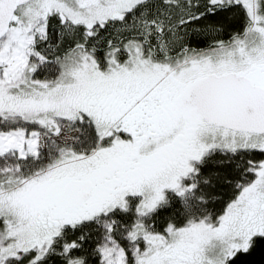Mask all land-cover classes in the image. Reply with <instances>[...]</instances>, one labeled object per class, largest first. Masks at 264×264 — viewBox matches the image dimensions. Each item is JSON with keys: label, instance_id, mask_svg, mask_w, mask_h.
<instances>
[{"label": "snow or ice", "instance_id": "1", "mask_svg": "<svg viewBox=\"0 0 264 264\" xmlns=\"http://www.w3.org/2000/svg\"><path fill=\"white\" fill-rule=\"evenodd\" d=\"M0 264H264V0H0Z\"/></svg>", "mask_w": 264, "mask_h": 264}, {"label": "trees", "instance_id": "2", "mask_svg": "<svg viewBox=\"0 0 264 264\" xmlns=\"http://www.w3.org/2000/svg\"><path fill=\"white\" fill-rule=\"evenodd\" d=\"M232 179H233V184H223L220 187L218 199H216L209 205L211 211H215V212L221 211L222 207L224 206V201H226L233 195L235 191L234 183L236 182L237 174L233 173ZM170 215H174V213L165 212L156 219L155 226L157 227V229L163 230V228L166 227V222ZM260 258H261L260 253L257 252L251 259L253 261L258 262Z\"/></svg>", "mask_w": 264, "mask_h": 264}, {"label": "rangeland", "instance_id": "3", "mask_svg": "<svg viewBox=\"0 0 264 264\" xmlns=\"http://www.w3.org/2000/svg\"><path fill=\"white\" fill-rule=\"evenodd\" d=\"M259 158V157H258Z\"/></svg>", "mask_w": 264, "mask_h": 264}]
</instances>
